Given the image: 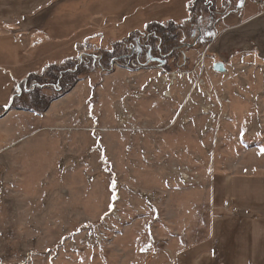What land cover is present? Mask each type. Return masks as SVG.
Listing matches in <instances>:
<instances>
[{
  "label": "rangeland",
  "instance_id": "obj_1",
  "mask_svg": "<svg viewBox=\"0 0 264 264\" xmlns=\"http://www.w3.org/2000/svg\"><path fill=\"white\" fill-rule=\"evenodd\" d=\"M177 1L30 4L28 12L47 11V30L65 49L47 52V67L22 78L41 87L21 96L13 87L0 102V264H264V58L218 78L209 68L202 91L177 77L170 97L161 96L164 72L149 61L129 69L145 75L112 74L90 99L87 86L60 99L87 76L94 92L121 67L88 63L72 84L80 49L102 60L94 52L123 49L129 34L148 36L151 23L178 25L186 47L165 53L166 72L190 70L196 79L215 28L196 33L202 24L192 17L203 2L197 12L180 2L183 21H155ZM189 51L201 52L194 64ZM33 91L45 101L63 94L40 111ZM121 92L114 122L111 96ZM13 102L38 110L10 112Z\"/></svg>",
  "mask_w": 264,
  "mask_h": 264
},
{
  "label": "crops",
  "instance_id": "obj_2",
  "mask_svg": "<svg viewBox=\"0 0 264 264\" xmlns=\"http://www.w3.org/2000/svg\"><path fill=\"white\" fill-rule=\"evenodd\" d=\"M193 0L177 1L163 13H170L169 17L155 21L178 22L185 20L186 15L179 16L180 5L182 10L186 11L191 7ZM203 0V7L199 9L192 19L201 22L196 25V33L200 34L199 28L204 27L207 32L210 28H215L213 38L209 41L207 47V62L212 66L215 62H223L226 70L231 66L244 63L256 56L264 58V8L257 4V0ZM201 2V1H200ZM36 0H0V102H8L11 97V90L20 79L27 75L38 74L37 69L47 67V52L52 50L64 51V41L54 38L53 33L47 30V11L37 13L31 11ZM38 3L44 4L47 8V0H38ZM131 4V3H130ZM230 4V6L228 5ZM7 5H9L7 7ZM127 7V11H131ZM197 12V10H196ZM205 21H204V19ZM188 18V22L192 20ZM204 21V22H203ZM210 24V25H209ZM211 34V32H209ZM56 35V34H55ZM201 35V34H200ZM59 38V37H58ZM64 47V48H63ZM63 48V49H62ZM201 53V52H200ZM200 53L188 52V57L194 64L196 56ZM161 68V67H159ZM213 76L220 77L212 69ZM115 74L117 78L136 79L145 75V73H132L131 70L124 67H117L112 73L106 74L94 90L91 86L90 78L84 77L77 81L74 86L60 99L75 96L82 88H91V93L86 96L90 99L94 93L100 92L106 78ZM157 74L159 71L157 70ZM218 74V75H215ZM121 95H112L114 101L115 113L114 122L117 120L119 110V98ZM54 102H57L54 101ZM53 102V103H54ZM88 103V105H87ZM85 102L87 108L92 103ZM53 106V105H52ZM50 108V107H49ZM48 108V109H49ZM9 111H19V109H9ZM47 113V112H46Z\"/></svg>",
  "mask_w": 264,
  "mask_h": 264
},
{
  "label": "trees",
  "instance_id": "obj_3",
  "mask_svg": "<svg viewBox=\"0 0 264 264\" xmlns=\"http://www.w3.org/2000/svg\"><path fill=\"white\" fill-rule=\"evenodd\" d=\"M202 2L203 0H193L191 2V9L196 12L195 8L197 7V2ZM178 27V25H176ZM176 26H174L173 23H169L168 25L162 24V23H151L146 26V34H148V37L146 40L143 39V37L140 35L141 33L139 32H133L129 34L127 40L131 43H133L134 47L130 49H120V43L114 44L110 49H98L94 53H101L103 58L102 60L97 61L96 59H93V57L88 56L87 60H82L81 63L75 67V75L72 79V84H74L77 79L78 75L84 71V67L87 66L88 63H91V65H100L102 67H110L112 63H116L117 65L121 67H125L128 69H135L137 66L145 65V63L152 61L151 58H157V61H152L158 64L159 67L163 68L164 71H168L169 65H168V59L169 57H161L160 53H166L170 51L173 47H180V42H177L176 36L174 34V30L176 29ZM204 27L199 28L200 32V38L203 35H209L210 36V31L207 32L204 29ZM211 38V37H210ZM159 39V40H158ZM122 44V43H121ZM186 46L183 45V47L180 49L181 51L185 48ZM139 48H141V51H139ZM86 51L80 49L79 53H85ZM173 52V51H172ZM144 58L145 61H141V59ZM74 75V76H75ZM70 84V85H72ZM71 86H65V91L63 93L67 92L68 89ZM61 91V90H60ZM58 91V92H60ZM62 92L58 94V96L63 94ZM15 94V93H14ZM33 94V102L37 100V102H41L43 104L42 108L40 111H44L45 108H48V103L57 98L58 96H55L53 99L46 100L45 98L38 95L36 91L31 92ZM24 95V94H23ZM15 96H21V95H16ZM14 96V97H15ZM36 102V101H35ZM10 107H16L17 109H26V110H38L33 107V105H26V104H20V105H15L13 102Z\"/></svg>",
  "mask_w": 264,
  "mask_h": 264
},
{
  "label": "built area",
  "instance_id": "obj_4",
  "mask_svg": "<svg viewBox=\"0 0 264 264\" xmlns=\"http://www.w3.org/2000/svg\"><path fill=\"white\" fill-rule=\"evenodd\" d=\"M257 4L261 7L264 8V0H257ZM143 37V39H147V35L145 34H142L141 35ZM125 47L127 49H130L132 47H134L133 43L131 42H127L125 43ZM87 56H89L87 53H81L80 54V57L78 59V62L80 63L84 58H86ZM94 59L96 58H99L100 55L99 54H92L91 55ZM160 56L161 57H165L166 54L164 53H160ZM198 67H199V73H198V77L196 79H193V72L190 71V70H187V71H171V72H166L163 70V68H161L162 72H164L163 76L161 75L160 77H162V80L164 81L165 83V86L164 88L161 89L160 93H161V96H166V93H169L171 91L170 89V85L174 82V80L179 77H187L189 78L192 82H194L195 86L197 85L198 89L202 91L200 85L203 84L204 82V75L206 74L207 70L210 67V65L208 66L207 65V62H206V57H205V53L202 54L200 60H199V63H198ZM75 70V68H74ZM161 72L159 71V74ZM42 85H40L38 83V81L32 79L28 82L27 79H22V80H19L15 86H14V91H15V94L16 95H20L23 91H30V90H34L35 88L37 87H41ZM53 87H55V90L56 91H59L61 89L59 83H56L55 85L53 84ZM135 97H139L137 95H135ZM208 112V111H207ZM207 112H204V113H207ZM184 176V175H183ZM184 178V177H183ZM188 178V176H187ZM185 179V178H184Z\"/></svg>",
  "mask_w": 264,
  "mask_h": 264
},
{
  "label": "water",
  "instance_id": "obj_5",
  "mask_svg": "<svg viewBox=\"0 0 264 264\" xmlns=\"http://www.w3.org/2000/svg\"><path fill=\"white\" fill-rule=\"evenodd\" d=\"M139 51H141V48H139ZM151 59H152V61L158 60L157 58H151ZM212 69L216 72H221V73L226 71V68H225L223 62H220V61L215 62L212 66Z\"/></svg>",
  "mask_w": 264,
  "mask_h": 264
},
{
  "label": "snow or ice",
  "instance_id": "obj_6",
  "mask_svg": "<svg viewBox=\"0 0 264 264\" xmlns=\"http://www.w3.org/2000/svg\"><path fill=\"white\" fill-rule=\"evenodd\" d=\"M7 107V105H5ZM261 152H264V149H261ZM147 249H142V251H146Z\"/></svg>",
  "mask_w": 264,
  "mask_h": 264
},
{
  "label": "bare ground",
  "instance_id": "obj_7",
  "mask_svg": "<svg viewBox=\"0 0 264 264\" xmlns=\"http://www.w3.org/2000/svg\"><path fill=\"white\" fill-rule=\"evenodd\" d=\"M170 93V92H169ZM169 93H166V96H163V97H170ZM123 123V122H122Z\"/></svg>",
  "mask_w": 264,
  "mask_h": 264
}]
</instances>
